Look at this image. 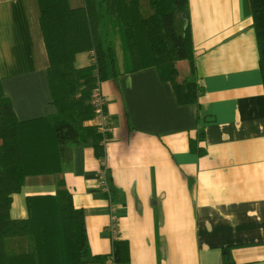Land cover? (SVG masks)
I'll use <instances>...</instances> for the list:
<instances>
[{"label": "crops", "instance_id": "obj_1", "mask_svg": "<svg viewBox=\"0 0 264 264\" xmlns=\"http://www.w3.org/2000/svg\"><path fill=\"white\" fill-rule=\"evenodd\" d=\"M189 12L198 103H180L156 67L100 83L105 157L75 146L66 188L94 257L117 241L126 264H264V79L250 0H189ZM93 63L94 52L76 56L77 69ZM48 67L38 1L0 0V82L20 121L57 113ZM176 70L190 72L184 61ZM57 190L54 176L28 178L11 217Z\"/></svg>", "mask_w": 264, "mask_h": 264}, {"label": "trees", "instance_id": "obj_2", "mask_svg": "<svg viewBox=\"0 0 264 264\" xmlns=\"http://www.w3.org/2000/svg\"><path fill=\"white\" fill-rule=\"evenodd\" d=\"M37 1L57 113L20 121L0 82V264H126L125 242H114L110 256H92L84 212L74 207L64 174L75 146L91 144L102 159L111 137L85 126L96 116L95 87L119 72L114 42L102 33L104 18L110 33L122 36L127 70L156 67L173 84L180 103H198L197 86L189 83L195 72L189 0H83L77 9L70 0ZM250 6L264 79V0H250ZM183 16L189 22L186 31ZM83 52H94L95 62L77 69L76 56ZM182 61L190 69L183 78L176 70ZM39 176L56 177L57 192L28 196V217L13 219V196L28 178Z\"/></svg>", "mask_w": 264, "mask_h": 264}, {"label": "built area", "instance_id": "obj_3", "mask_svg": "<svg viewBox=\"0 0 264 264\" xmlns=\"http://www.w3.org/2000/svg\"><path fill=\"white\" fill-rule=\"evenodd\" d=\"M94 62H95V56H94ZM92 106L95 109V118L91 120L94 125L99 129L100 132L104 134H109L112 132V128L109 125V116L106 113V99L104 95L102 94L100 84H98L92 94ZM104 186H106V181H103ZM110 264H119L117 262H111Z\"/></svg>", "mask_w": 264, "mask_h": 264}, {"label": "rangeland", "instance_id": "obj_4", "mask_svg": "<svg viewBox=\"0 0 264 264\" xmlns=\"http://www.w3.org/2000/svg\"><path fill=\"white\" fill-rule=\"evenodd\" d=\"M102 33L105 37V39H108L109 37L114 42V47L117 52V69L118 71H124L128 68V58L125 55V46L122 39V36L120 34L114 35L113 33H110V28L107 25L106 18H104V25L102 28Z\"/></svg>", "mask_w": 264, "mask_h": 264}, {"label": "water", "instance_id": "obj_5", "mask_svg": "<svg viewBox=\"0 0 264 264\" xmlns=\"http://www.w3.org/2000/svg\"><path fill=\"white\" fill-rule=\"evenodd\" d=\"M183 19H184V22H185V27H184V29H185V31H186V29H187V27H188V24H189V22H188V20H187L186 16H183Z\"/></svg>", "mask_w": 264, "mask_h": 264}]
</instances>
